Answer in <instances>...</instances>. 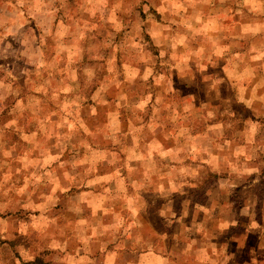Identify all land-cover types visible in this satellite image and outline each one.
<instances>
[{"label": "clouds", "instance_id": "9594fccd", "mask_svg": "<svg viewBox=\"0 0 264 264\" xmlns=\"http://www.w3.org/2000/svg\"><path fill=\"white\" fill-rule=\"evenodd\" d=\"M0 264H264V0H0Z\"/></svg>", "mask_w": 264, "mask_h": 264}]
</instances>
